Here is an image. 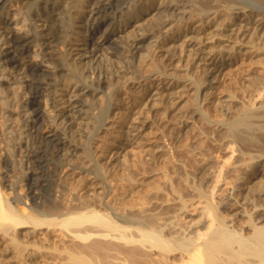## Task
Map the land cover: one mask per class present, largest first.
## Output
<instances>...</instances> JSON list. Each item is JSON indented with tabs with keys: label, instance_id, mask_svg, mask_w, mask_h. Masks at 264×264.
<instances>
[{
	"label": "bare ground",
	"instance_id": "obj_1",
	"mask_svg": "<svg viewBox=\"0 0 264 264\" xmlns=\"http://www.w3.org/2000/svg\"><path fill=\"white\" fill-rule=\"evenodd\" d=\"M157 11L161 17L156 23L119 37ZM154 48L164 50L162 58L170 64L193 66V74L178 76L184 82L176 73L160 74L164 81L148 87L140 104L149 112L135 113L143 120L130 117L126 141L140 137L155 112L163 111L165 123L176 126L186 116L174 117L185 95L201 91L197 73L217 74V81L226 60L264 55V0H0L4 137L8 143L15 139L12 121L18 114L20 137H25L19 149L29 174L25 187L41 202L28 205L21 195L9 200L0 180V236L10 239L11 250H28L19 235L26 229L28 236L45 231L58 239L57 247L50 246V264H264V189L251 181L253 199L247 198L240 193L244 180L238 175L236 186H222L220 197H214V190L195 189V197L179 196L172 204L169 200L171 205L166 200L116 209L105 203L108 169L98 165L95 182H83L79 197L56 196L65 179L57 159L68 160L74 122L91 116L96 128L105 127L116 97L128 86L140 87L134 67L145 64ZM240 48L246 53H237ZM207 96L208 91L204 101ZM38 124L48 129L47 135L36 131ZM251 128L245 117L238 120L234 138ZM123 151L117 147L113 157ZM156 160L151 156L150 161ZM125 161L109 167L123 168ZM150 166L143 162L136 171L146 173ZM125 177L129 186L134 183L135 176Z\"/></svg>",
	"mask_w": 264,
	"mask_h": 264
},
{
	"label": "rangeland",
	"instance_id": "obj_2",
	"mask_svg": "<svg viewBox=\"0 0 264 264\" xmlns=\"http://www.w3.org/2000/svg\"><path fill=\"white\" fill-rule=\"evenodd\" d=\"M153 15L148 18L146 23H135L119 37L136 35L143 28L142 24L153 25L161 17L158 11ZM163 51L162 49L155 51L154 48L150 51V58L145 64L135 65L134 72H138L136 78L139 79L138 82H141L140 87L128 86L116 97V106L111 110L110 119L105 127L96 128L95 121L91 116L79 118L74 122L73 144L75 147L67 150L68 160L66 162L56 158L57 161L63 163L61 176L65 178L62 179L63 190H60L63 192L55 193L56 196L67 200L77 197L83 182H95L93 176L96 171L95 167L98 165H104V168L108 169L105 174L109 192L105 203L112 204L116 209H129L138 205L143 207L155 201H168V204L171 201L172 204L179 196L183 195L186 196L185 198L192 199L196 196L195 189L208 194L214 190V197H220L222 196L220 193L222 186L224 188V185L227 184L225 186L228 189L236 186L234 182L238 179L237 175L244 180V186L240 189V193L247 198L253 199L251 181L259 183L264 189V175H262L264 174V55L244 56L238 60L239 62L234 63L226 60L228 63L223 64V72L218 74L217 81L213 80L217 74L208 78L205 72H202L205 76L197 73L195 76L198 83H203L200 87L201 91H199V95L192 93L185 95L187 104L184 102L179 107L181 110L174 112V117L182 114L186 116L176 122V126L172 125L171 127L170 124L165 123L163 111H160L159 114L155 112L156 117L153 116L152 121V117L149 119L150 121L148 120L149 126L142 131L140 137L131 138L132 141L124 140L123 136L130 124V117L143 120L135 113L142 109L146 113L149 112L140 104L145 100V92L148 87H153L164 81L165 78L160 74L174 73L175 75L176 73L178 79H180L178 76H186V72L189 76L190 73L193 74V66L185 67L179 61L170 64L166 59H163ZM241 52L244 54L246 50L244 48L237 49V53ZM106 53L108 54V51ZM225 58L228 59L229 55H226ZM221 61L223 62V59ZM210 63L208 62V65ZM204 68L203 66L202 69ZM174 75L173 77H175ZM182 80L183 82L187 81ZM205 81L207 82L206 86H204ZM208 84L209 87H207ZM207 91L209 96L204 101ZM191 101H195V104ZM187 105L189 108H186ZM170 110L172 111L173 107ZM1 111L0 105V180L4 192L9 200L21 195L23 200H26V197L29 199L28 205L33 203L39 205L41 202L33 200L25 187L29 174L26 175L24 172L26 168L19 149V143L25 140V137L23 139L20 137L21 132L17 127L20 125V117L18 114L13 116L12 125L15 139L9 140L8 143L4 137L5 126L1 118ZM244 117L246 123L252 128L250 132L248 131L249 135L248 133L244 134L245 131L243 132L242 138L245 137L244 139H236L233 136L234 125ZM35 129L41 135L48 134V129L43 124L36 125ZM120 146H123L125 151L119 157H113V151ZM11 150L13 155L10 153ZM155 155L157 160L154 163L150 159ZM115 159L118 164H123V160H126V168L117 167L116 170L115 168L112 170L109 165L116 164ZM143 162L151 164L146 173L145 171H136V166H140ZM129 173L136 178L130 186L125 177ZM215 182H218L219 186ZM101 186L103 187V184ZM172 186L176 192L173 191ZM48 234L45 231H39L28 236L26 229L19 230L20 239L25 245H29L28 250L22 254L11 250L12 244L8 237L0 236V264L52 263L49 258L50 246L55 248L54 243L56 244L58 239L52 238L53 236L51 237L50 234L46 236ZM50 238L53 244H51ZM42 251H45V254L40 255L39 252ZM26 252L31 256L29 261L26 260L29 258Z\"/></svg>",
	"mask_w": 264,
	"mask_h": 264
}]
</instances>
